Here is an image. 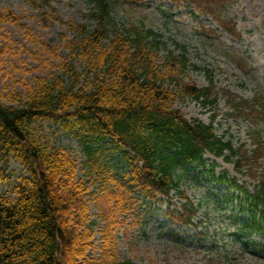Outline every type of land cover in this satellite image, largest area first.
I'll return each mask as SVG.
<instances>
[{"label": "trees", "instance_id": "1", "mask_svg": "<svg viewBox=\"0 0 264 264\" xmlns=\"http://www.w3.org/2000/svg\"><path fill=\"white\" fill-rule=\"evenodd\" d=\"M29 1L42 10L46 21L53 17L45 8L49 0ZM90 1L91 23L69 20L72 37L60 34L68 50L60 58V72L23 83L24 92L15 90L0 98V162L4 163L0 179L9 186L0 195V264H135L120 259L114 248L118 212L128 201L131 187L153 200L170 198L186 173L184 168L204 164L207 151L227 160L237 155V169L255 164L264 154L259 137L249 151L216 133V114L206 123L189 120L174 107L178 99L186 98L216 106L223 95L228 116L256 123L264 121V94L244 98L228 88L219 90L211 73L208 85L199 86L183 75L190 61L184 45L175 42L174 49H168L164 36L145 25L120 27L113 15L117 0ZM0 19L27 28L23 17L10 9L0 12ZM228 29L236 31L232 25ZM39 41L61 57L53 44ZM163 48L168 52L159 62ZM3 54L0 47V64ZM42 120L61 122L85 139L87 181L78 178L77 162L67 149L52 146L36 133L35 124ZM105 140L115 144L131 168L127 173L131 187L113 175L104 176L99 153L103 149L94 142ZM11 159L25 171L6 173ZM209 174L228 181L225 175L216 176L214 169ZM98 180H111L115 187L103 184L90 191L87 182ZM232 186L264 218V181L255 191L235 182ZM186 198L181 211L169 213L189 225L197 208ZM92 203L102 222V253L97 257L87 255L94 235Z\"/></svg>", "mask_w": 264, "mask_h": 264}, {"label": "rangeland", "instance_id": "2", "mask_svg": "<svg viewBox=\"0 0 264 264\" xmlns=\"http://www.w3.org/2000/svg\"><path fill=\"white\" fill-rule=\"evenodd\" d=\"M92 6L90 0H49L45 8L53 17L46 21L42 10L29 0H0V12L10 9L27 25L25 28L0 19V47L4 53L0 98L15 90L24 92L23 83H35L38 77L60 72V58L68 54L60 34L72 37L66 24L69 20L91 23L88 14ZM113 15L120 27L129 23L152 27L164 36L168 49H174L175 42L184 45L190 61L183 75L199 86L208 85L211 73L219 90L228 88L244 98L264 94V0H117ZM230 25L236 31H230ZM39 40L53 44L61 57L44 48ZM167 52V48L161 50L159 62L164 61ZM174 107L187 119L199 118L206 123L216 114V133L232 139L235 147L243 144L253 151L257 137L264 146V121L253 123L228 116L223 95L216 106L186 98L178 99ZM35 127L36 133L52 146L70 152L78 165V178L87 181L85 139L73 128L53 120L38 121ZM94 143L103 149L99 153L104 176L113 175L131 187V176L127 175L131 168L114 149L115 144ZM237 159V155L227 160L206 152L205 164L186 170L170 199L153 200L131 187L128 201L118 212L114 248L120 259H131L135 264H264V233L245 224L255 219L252 223L257 226L259 222L262 229L264 221L259 213H252L244 196L232 186L235 182L255 191L264 181V154L255 164L247 163L240 169L236 167ZM3 164L0 162V167ZM213 168L217 176L225 175L228 181L213 178L209 174ZM12 170L15 175L25 171L15 159L10 160L6 173ZM87 184L90 191L103 184L115 187L111 180ZM7 190L6 180L0 179V195ZM185 195L197 208L192 225H182L169 214V210L181 208ZM90 218L95 223L91 226L93 245L87 255L97 257L102 253L103 238L102 222L94 206Z\"/></svg>", "mask_w": 264, "mask_h": 264}]
</instances>
